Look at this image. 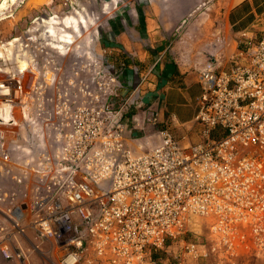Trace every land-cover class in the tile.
Here are the masks:
<instances>
[{
    "label": "built area",
    "instance_id": "2783aa9c",
    "mask_svg": "<svg viewBox=\"0 0 264 264\" xmlns=\"http://www.w3.org/2000/svg\"><path fill=\"white\" fill-rule=\"evenodd\" d=\"M256 30L201 72L196 117L180 134L158 117L128 129L123 109L106 103L56 104V148L36 172L48 181L41 196L0 213L3 258L208 264L263 251L264 29ZM29 77L26 86L0 82V99L15 104L23 94L30 107Z\"/></svg>",
    "mask_w": 264,
    "mask_h": 264
},
{
    "label": "crops",
    "instance_id": "0c3cea01",
    "mask_svg": "<svg viewBox=\"0 0 264 264\" xmlns=\"http://www.w3.org/2000/svg\"><path fill=\"white\" fill-rule=\"evenodd\" d=\"M95 2L97 11L84 9L86 4ZM16 5L10 6L9 9L14 11ZM59 6L56 5V8ZM73 6L76 8L74 4ZM76 6L80 10L74 9L79 13L74 15L80 20L84 17L87 26L83 24L82 36L72 29H67V32L75 36L76 43L79 38H83L82 43L89 52L97 48L103 49L104 54L101 57L109 68V73L110 70L115 72L118 68L117 77L114 73L113 77L121 82L124 88L121 91L122 95L131 98L123 105L128 129L139 130L144 127L147 130L150 120L158 117L162 123L161 128L165 127L164 123L168 124L174 127L178 134L184 132L185 127L189 126L196 117L198 100L202 93L199 77L210 64L202 54L204 52L215 54L208 43L202 42L198 47L197 44L204 38L194 33H207L210 30L209 20L218 19L226 14L231 28L237 29L238 34L252 26H257L264 17V0H76ZM224 7H226L225 11ZM66 17L68 16L63 15L59 19L62 21ZM41 20L43 18L37 19L36 23L38 21L43 23ZM39 25H36L35 30L41 31L40 33L43 29L48 30L42 28V24ZM43 32L46 38L38 43L51 48L49 44L56 43L54 37L56 32L53 30ZM86 33L91 34L85 36ZM35 39L34 36L32 40ZM76 43L71 46L73 51L69 46L66 47L71 52L65 55L71 53L70 57H62L56 62L46 63L66 65L68 71L65 72L64 67L57 68V71L54 70V74L52 73V80H58L57 76H63L62 81H70L74 85L73 93L58 88L51 90L47 85L43 86L44 89L39 91V100H35L28 108L25 107L26 104L22 107L24 119L22 122L17 120L15 110L10 113L0 112V117L9 122V125L7 123L4 126L3 120L0 119V177L6 178H0V208L1 202L8 197L11 203L17 201L15 195L21 189L13 179L20 171L16 166L17 162H22L18 164L28 173H31L32 169L39 172L45 157L52 154L56 148L55 128L59 119L55 116L54 110L48 107L47 93H53L52 96L62 99L66 94L79 95L80 90L76 83L80 79L79 67H77L79 58L75 56V52L80 45L77 46ZM236 43L238 50L239 42ZM60 55L65 56L63 53ZM83 55L88 64L92 62L90 53L86 52ZM35 56L33 57L38 64V75L40 74L36 78L38 82L43 73L40 69L41 64ZM13 60V62H4L12 66L7 69L11 72L9 79L15 82L20 79L25 80L26 76L21 77L23 74L20 71L19 74L17 73L15 49ZM28 63L32 65L31 61ZM49 65L46 68V75L44 74L46 81L49 80V73L52 71ZM0 69L6 71L4 68ZM36 90L38 91V88ZM36 93L35 91L34 95ZM90 93L87 92L91 98L88 104L94 103L95 98L93 92L92 95H89ZM141 95L143 100L134 104L133 99ZM62 99L57 103H63ZM77 104L80 105L79 102ZM131 113L135 115L128 119L127 116ZM6 115L8 117H4ZM17 128H19L18 140L11 139V135H14L12 131ZM49 138H52L51 142Z\"/></svg>",
    "mask_w": 264,
    "mask_h": 264
},
{
    "label": "rangeland",
    "instance_id": "374dc122",
    "mask_svg": "<svg viewBox=\"0 0 264 264\" xmlns=\"http://www.w3.org/2000/svg\"><path fill=\"white\" fill-rule=\"evenodd\" d=\"M68 1V2H67ZM18 0L16 3H8V6L4 10H0V47H2V51L6 54L8 59H2L0 60V68L6 69V71L0 73V82L6 81L11 82L12 80L9 79V74L11 73L7 69L12 67L10 65L4 64V62H13V55L12 59L10 60L9 55L13 54L12 52H8L7 49L10 47L8 46V43L13 41L16 38L21 39L20 41L25 46V49L27 51H31L30 53L34 56L36 55V59L40 65V69L42 70L43 75L39 77V81L37 82V88L36 94L33 97L34 100H39V94L40 89H44L43 86L46 87V85L49 87V89L54 90L55 88H58L60 90L66 91L68 93H73L74 85L70 81H62L63 76H57L58 80L53 81L52 73L54 74V70L57 68H65L66 71V65H55V64H48L50 67V70H52L49 73V80L46 81V68H47V62H56L62 57H70L72 54L69 53L65 56L60 55V53L50 48L46 45L39 44L42 40L45 39V34L40 33L39 31L35 30L36 25L38 26L41 23H36L37 19H54L56 17H60L63 15L69 16L74 15L77 13L74 9L80 10L78 6H76V0ZM5 2V0H0V6ZM66 3V5L64 4ZM16 5V8L9 9L10 6ZM73 4L76 8H73ZM56 5H60L58 8H56ZM62 5V6H61ZM83 6V5H81ZM89 8L91 11L95 12L97 11V4L96 2L93 4H86L84 9ZM226 10V7H224V11ZM72 12V13H71ZM71 13V14H70ZM79 14V13H78ZM263 20L259 22L257 25L256 35L258 37L262 34V30L264 29V17H262ZM42 21V20H41ZM36 24V25H35ZM210 26V30L207 33H194L195 35L199 36L200 38H204V40L200 41L197 46H201L202 42L208 43L209 48H212L215 52H204L202 55L207 60V63H211L215 61L216 59H219L220 61H226L231 56H233L237 52V43L239 42L240 35L238 34L237 29L233 30L231 28L229 17L226 15L220 16L218 19L211 18L208 22ZM91 33H86L85 36L89 35ZM36 37L35 41L32 40L33 37ZM191 40V39H190ZM83 38H79L77 40L76 45L79 46L77 49V52H75V56L79 58V72H80V79L79 82H76L78 84L79 88V95L76 93L66 94L63 99L62 98H55L52 96L51 93H47L48 97V107L50 109L55 108V105L58 104V100H63V102H79V104L83 103H89L91 101V98L87 95V92H93L95 99L94 102L97 104H110L113 105L116 109L124 108L123 105L127 102V100L131 99L130 97H127V95H122L121 91L124 90L123 86L121 85V82L119 79L115 80L113 77H117L118 74V68H116L115 72H112L109 68H107V65L104 64L103 58L101 57L103 53V49L97 48L96 50H86L85 46L82 43ZM39 42V43H38ZM81 43V44H80ZM204 43V44H205ZM203 44V45H204ZM14 49L17 52V59L18 54L20 53V47H18V44L15 45ZM197 49V48H196ZM90 53L92 56V62L87 63L85 60L84 53ZM95 52V55H94ZM110 54V53H109ZM107 54V55H109ZM95 58V60H93ZM17 62V61H16ZM114 62V61H112ZM57 71V70H56ZM6 72V73H5ZM19 72L17 68V73ZM112 73V74H111ZM19 74V73H18ZM45 74V75H44ZM25 76L24 74L21 75V77ZM30 79V77L27 75V78H25V83L33 82V80ZM23 81V80H22ZM16 83V82H12ZM23 84V85H24ZM26 86V85H24ZM27 87H25L26 89ZM111 92V93H110ZM42 94V93H41ZM111 94V95H109ZM143 95L141 97H136L133 99L134 104L138 101H142ZM27 98L23 94L20 96V98L17 100L15 105V116L18 121L22 122L23 119V108L25 102H23ZM51 100V101H50ZM56 100V102H55ZM76 100V101H75ZM76 102V103H77ZM147 105V104H146ZM145 106V105H144ZM129 118L133 117L132 115H135L134 113L128 114ZM8 117V115L4 116ZM3 122L5 124H9L7 119H3ZM126 120V119H125ZM127 123V120L125 121ZM19 128L13 130L14 135H11L14 140H18V131ZM136 131V130H135ZM52 138H49V142H51ZM13 140V141H14ZM54 143V141L52 142ZM50 148V146H49ZM17 162V168L20 169L18 171V175L14 176L13 179L16 181L18 186L21 187L20 192L17 193L15 196L17 197V201L14 203H11V200L6 198L4 201L1 202V208L0 213H7L9 210H11L16 204H22L25 202H29L32 199L39 197L42 195V190L46 185V181H48V178L44 177L41 174H37L35 169H32L31 173L27 170H25L22 165H19ZM4 175V172L2 173ZM1 178V177H0ZM9 178V177H7ZM6 179V178H1ZM14 184V183H12ZM1 215V214H0ZM1 220V216H0ZM49 258V259H48ZM50 260H52L51 256H47L46 262L43 258H41L38 255H32V257L29 259L28 262L21 263V264H50ZM52 263V262H51ZM208 264H264V250L260 251L259 254L255 253H248L246 249L243 251H240L238 255L236 256H216L212 255V257L209 258L207 261ZM0 264H20L14 261L6 260L3 258V256L0 254Z\"/></svg>",
    "mask_w": 264,
    "mask_h": 264
},
{
    "label": "bare ground",
    "instance_id": "6f19581e",
    "mask_svg": "<svg viewBox=\"0 0 264 264\" xmlns=\"http://www.w3.org/2000/svg\"><path fill=\"white\" fill-rule=\"evenodd\" d=\"M17 1L18 0H5V2H3V4L0 6V10L6 9L7 6H8V3H13L14 4ZM81 19L82 20H80L75 15H70V16L66 17L65 19H63L62 21L59 19V17L58 18H54V19L46 18V19L42 20L43 21V23H41L42 24V28H48V30L47 29H43V31L49 32V31L53 30V32H56V33H54L55 36L53 35L55 37L56 43L49 44V45H51V48L58 50L59 53L61 52L64 55L66 53H68L70 50H72L71 46H73L76 43V41H75L76 39H75V36L72 35V33L67 32L68 31L67 29H72L74 32H76L77 34H80L82 36V30L81 29L83 27V24H85L87 26V21L85 20L84 17H81ZM39 23H40V21H38V24ZM43 31H42V34L44 33ZM50 34H49V36H51ZM54 37H52V39ZM45 38H46V36H45ZM16 44H18V47H20V53L18 54V59H17L18 70L20 71L21 74H24L26 77H27V75L28 76L31 75V76H33V78H37V76L40 75V74L38 75V70H39L38 69V64L36 63L33 55L30 53L31 51L29 52V51H27L25 49V46L20 41V39H16V40H13L10 43H8V46L10 48L7 49V51L8 52L9 51L12 52L14 50V47H15ZM67 46L70 47V50H67V48H66ZM12 55L13 54L9 55L10 60L12 59ZM0 58L1 59H5V58L8 59L6 54L4 53V51H2V47H0ZM28 61H31L32 65L29 64ZM1 72L4 73V71H2L0 69V73ZM18 82L23 84L25 81L24 80L22 81L20 79ZM0 92H3V90L1 91V89H0ZM6 95H8V94L7 93H5V94L4 93H0V98H2L3 96H6ZM25 99H27V98H25ZM14 110H15V105L11 102V100H8V99L6 100L5 98L4 99H0V112H9L10 113V112H13ZM2 124H4V126L6 125L5 123H2ZM13 126H16V125H13ZM9 134H10V132H9Z\"/></svg>",
    "mask_w": 264,
    "mask_h": 264
}]
</instances>
